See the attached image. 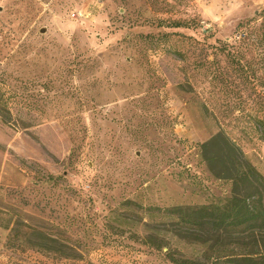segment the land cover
Returning a JSON list of instances; mask_svg holds the SVG:
<instances>
[{
	"label": "rangeland",
	"instance_id": "obj_1",
	"mask_svg": "<svg viewBox=\"0 0 264 264\" xmlns=\"http://www.w3.org/2000/svg\"><path fill=\"white\" fill-rule=\"evenodd\" d=\"M263 19L264 0H0V264H172L143 211L230 196L204 143L264 174Z\"/></svg>",
	"mask_w": 264,
	"mask_h": 264
},
{
	"label": "trees",
	"instance_id": "obj_2",
	"mask_svg": "<svg viewBox=\"0 0 264 264\" xmlns=\"http://www.w3.org/2000/svg\"><path fill=\"white\" fill-rule=\"evenodd\" d=\"M167 27L179 29L187 24L175 21ZM261 27L264 32V19ZM247 36L243 33L241 39ZM3 81L0 75V119L8 125L12 115ZM258 127L264 142V121ZM202 157L215 179L230 183V196L201 206L146 208L142 244L158 252L166 250L172 264H264V174L224 133L202 145ZM59 179L46 176L47 182ZM123 205L127 212L138 206L132 202ZM40 237L45 244L39 246L48 251H52L50 242L59 243L45 234ZM184 248L196 254L188 257Z\"/></svg>",
	"mask_w": 264,
	"mask_h": 264
}]
</instances>
